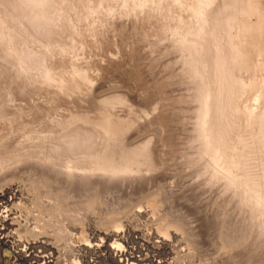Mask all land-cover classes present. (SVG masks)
I'll list each match as a JSON object with an SVG mask.
<instances>
[{
    "label": "rangeland",
    "instance_id": "obj_1",
    "mask_svg": "<svg viewBox=\"0 0 264 264\" xmlns=\"http://www.w3.org/2000/svg\"><path fill=\"white\" fill-rule=\"evenodd\" d=\"M115 5L116 13L123 14L124 7L120 3ZM145 13H139L140 16L135 18L122 15L118 18L114 15L111 18L112 29L104 33L100 48L86 47L89 45L87 41L91 40L89 31L92 28V16L77 26L83 33L81 35L87 37H84L86 41L80 43L83 46H80V35L76 36L75 30L66 29L64 33V41L66 35L75 37V41L69 37L72 42L67 39L66 43L75 46L78 40L79 45L76 46L80 47L78 50L81 52L71 50L72 47L63 53L59 52L58 42L63 40L55 36L40 43L28 40L31 50L39 53L46 51L52 74L55 72L56 78L65 77L75 85L78 82L69 78V72L84 68L88 74L86 77L95 81L93 88L83 80L78 83L81 85L80 90L73 87L78 92L66 94L59 82H40L39 85L37 80V83L28 86V78L24 76L17 79L15 85L16 71L14 73L13 69L7 68L10 64L7 63L8 59L0 57V113H8L12 108L21 110L24 112L23 117L31 120L28 130L33 133L26 136L24 131H28L21 127L15 131L19 133L14 134L16 136L8 145L0 147V264H40V252L51 254L53 264H60L63 258L66 259L65 264H264V233L259 229L262 236L257 235L258 231L255 232L259 227L258 218H252V214L249 216L250 211L242 207L243 204H236L231 209L234 198L233 194L224 192L226 179H212L211 170L205 166L204 158L200 156V146L196 144L193 129L196 104L188 93L192 92L193 85L182 83L180 68L174 66L173 60L178 59L174 54L175 49L172 53V48L168 47L164 38L158 43L162 37L161 21L157 22L156 18L143 21ZM12 25L16 27L17 23L12 22ZM157 30L160 32L158 39ZM81 47L85 48H82L84 52ZM70 51H75L76 55ZM258 88L247 92L246 105L256 104L252 97ZM12 91L16 92L10 99L9 93ZM119 95L118 100L123 97L125 101H122L123 98L119 101L125 102V105L131 102V107H124L119 102L122 106H113L115 110L111 109L110 113L126 114L124 118H130L134 123L138 121L139 125L128 119L133 124L119 136L116 148L122 145V148L130 146V149H139L145 144L144 141L153 139L152 142L149 140V145L155 149L151 148L155 154L157 151L156 155L153 151L149 152L150 149L147 151L148 142L144 150L140 148V152L145 155L149 152L147 157L151 160L145 162L142 159L148 158L143 155L141 161L146 164L151 162L152 165L142 163L147 169L141 165L143 171L139 169L136 173H130L131 176L126 174L127 178L101 174L99 178L102 179H98L97 174H93V177L81 175L80 178V172L90 162L75 161L76 152L67 148L66 134L60 129L58 121L66 120L70 112L99 113L108 107L104 99L107 101ZM94 112L92 114L96 116ZM3 120L0 117V136L7 137L5 133L8 125ZM164 123L168 126H164ZM130 129L132 131H128ZM6 137H0V140H7ZM155 157L159 166L152 162L156 161ZM83 163L84 166L88 164L86 168ZM78 165L82 171H78ZM150 165L154 170L148 168ZM65 173L70 176L65 177ZM107 217L116 220L107 224ZM49 218L57 223L59 230L69 232L68 239L78 248L74 253L68 254L56 243L53 232L48 231L51 228L44 226L42 221ZM27 226L42 233L37 236L26 234L24 229ZM92 228L97 230L95 235ZM81 230L85 233L84 238ZM107 232L113 233L114 237L108 239L105 235ZM118 243L122 245L120 248L115 247ZM162 244L169 245L165 247ZM55 245H58L60 252L55 250Z\"/></svg>",
    "mask_w": 264,
    "mask_h": 264
},
{
    "label": "bare ground",
    "instance_id": "obj_2",
    "mask_svg": "<svg viewBox=\"0 0 264 264\" xmlns=\"http://www.w3.org/2000/svg\"><path fill=\"white\" fill-rule=\"evenodd\" d=\"M116 3H120V5L124 7L123 14L119 13L118 15L116 13ZM4 10L7 11V14ZM139 13H145L146 16L142 17L143 21L155 18L157 22L161 21L162 31L159 30L161 32L160 34L157 30V39L159 38V34L160 36L162 35V37L159 39L160 41H158V43L164 38L166 43L169 44L168 47L172 48L171 51L175 49V53L173 51L172 53L176 54L175 57H178V59L173 60L175 63L172 62V64L174 63V66L177 65L178 68H180L179 71L183 77L182 83L189 82V85H191V83L193 85L191 87L192 92L190 91L188 93H190V96L192 95L190 99L192 98L191 100L196 104L194 111L195 117L193 120V129L197 141L196 144L200 146V156L204 158L205 166L207 165L211 170L212 179H215V177H223L226 179V188L224 192L226 194H233L234 198V205L231 209H234L236 204H243L242 207L245 206L247 208L246 210L250 211L248 213L249 216L252 214V218H258L257 220L259 223L258 221L257 223L259 227L255 226L258 227L255 232L258 231L259 233L260 230L264 233V0H0V57L8 59L9 61L7 60V63L12 64L13 68L10 64L7 65V68L10 70L13 69L14 71H12L14 73L16 71L15 81L13 82L15 85L17 79L20 80L22 76H24L28 78V81L26 79V81L29 82L28 86L31 83H37V80L39 85L40 82L42 84H58L59 82L60 87L66 94H71L74 91L78 92L77 89L80 90L81 88V85L78 84L79 82L86 80L88 86H92L95 83V81H90L92 78L89 77V79L86 77L88 74L85 69L76 68L69 72V78L72 77L71 79L78 82L75 83V85L68 82L65 77L62 79H59V77L56 78V73L54 72V75L52 74V67H50L48 63L49 57L46 51L39 53L33 49L31 50L27 43L28 40L40 43L55 36L58 37L59 40L61 39L65 42H58L57 50L59 52L63 53L65 52L64 50L67 48L70 50L71 47V50L76 49L81 52L78 50L79 46H76L78 40L76 39L74 43V45L76 44V48L72 45L73 43H66L68 41L67 39L72 42L71 40H73L74 36L68 35L67 37L66 35L67 39L64 41V33L65 31L67 32L66 29L75 30L77 35L73 34L72 30L70 31H72L71 33L73 35H80L79 44L86 41L85 38L87 37L84 36V38L81 35L83 33H81L82 31L80 32L77 26L82 20L85 18H87L85 20H88L92 16L90 24L92 28L89 31L91 32V40L87 41L89 44L88 46L85 44L84 46L88 47V49L92 47L100 48L103 45L104 33L112 29L111 25L113 24L111 18L114 15L119 16L118 18H120L121 15L126 18H135L140 16ZM94 15L96 16L94 17ZM12 22H15V24L17 23V26L13 27ZM10 24L12 26H10ZM157 24L160 26L159 23ZM115 29L113 30L114 37L116 33L114 32ZM137 29L139 30V28ZM69 37H72V39L70 40ZM64 44L67 45L65 46ZM68 44L70 45L69 47ZM81 45L83 46V44H80V46ZM82 48L84 47H81V49ZM84 49H82V51ZM73 52L75 54V51ZM9 69L6 70L11 73L12 71H9ZM256 73L258 74L257 77ZM178 75L179 74H177V76ZM173 86H175V84ZM258 86L260 87L258 88V92L252 97L253 102L255 101L254 103L256 104L246 105L247 101L245 95L249 90L254 87L257 88ZM25 87H27V85ZM13 92L16 91L9 93L11 96L10 99L13 96ZM107 96L109 97V95ZM120 96L121 95L116 96V98L113 99L108 98L109 100L107 101L104 99L108 107H105V109L103 106L102 108L104 109L100 110L99 113L92 111V113H97L96 116L91 112H70L66 120L58 121V124L61 125L60 129L66 134L65 144L67 148L76 152L74 154L76 156L75 161L82 160L83 162L88 160V162H90L87 168L86 166L88 164L84 166L85 162L83 163V167L86 168L84 171H82V167L78 165V171L79 169L82 171L78 177L81 175H92L93 177V174H97L98 179H102L99 178V174L125 176L126 174L130 175V173H136L139 171L140 167L142 168L143 164H146L141 161V157H143V155L147 157L150 155L149 152L155 150L152 147L153 150H151L149 145L153 139H149L151 142L149 140L144 141V145H142L143 143L140 144L144 150L148 142L149 146L147 145V151L150 149L148 155L140 152L141 147L139 149H134L132 146L133 148L130 149V146L122 148L123 146L121 145V148H116L119 136L122 135L124 131L126 132L129 125L134 123L130 118H128L130 119L129 121L133 123H129L128 119L123 117L126 114H122L121 116V114H115L114 111L110 113V110L114 109L113 106H117V104L118 107L122 105L124 107L127 105L128 107V105L132 104L129 102L130 99H127L129 104L127 103L125 105V102H122L123 100L125 101L123 97L119 99L121 100L123 98L122 101L118 100ZM122 96L125 97V95ZM119 102L123 104L121 105ZM157 110L160 111V109ZM165 110L163 112H166ZM23 113L24 112L17 108H12L8 113H0V117H3V121H6L8 125L6 129L7 132L5 133L8 139H3V141L0 140L2 141L0 147L8 145L9 141L16 136L14 134L18 132L15 131L19 128L21 129V127L28 131H24L26 136L31 135L32 130L30 132L28 129H30V124L32 122L30 119H25ZM163 116H165V113ZM169 116L170 115H168V117ZM132 118H134V116ZM139 122H141V120H139ZM137 123L138 121L134 124ZM164 124H166L164 126H168L167 123ZM137 125H139V123ZM133 127L134 126H132V128ZM131 129L128 131H132ZM21 131H23V129ZM161 131L164 130L161 129ZM49 133H51V131ZM3 136L0 137H6ZM121 137L123 138V136ZM162 140L164 139L162 138ZM123 145H125V143ZM67 152L69 153V151ZM152 159L154 160V158ZM142 160L147 162L149 158L147 160ZM157 161L158 160L152 162L156 163ZM79 162L81 163V161ZM147 164H151V162ZM157 165L159 166V164ZM71 167L73 168V166ZM143 167L147 169V166ZM208 167L206 168L208 169ZM148 168L153 169L152 166ZM207 171H209V169ZM56 173L58 172H55V174ZM74 175L73 178L75 177ZM68 176L66 175L65 177ZM132 176H134V174H132ZM127 177L125 176V178ZM80 178L79 180L81 181ZM67 179H70V177ZM83 179L85 180L87 178ZM111 215L113 214L109 216ZM115 220L116 219L113 217H107L106 223H114ZM42 221L44 222V226L51 228L48 231L53 232L56 243H59L68 254H72L78 249L71 243L70 239H68V235L70 236L69 232L62 229L59 230L54 220L49 218L47 220L42 219ZM91 231H93L92 233H94V235L97 233V230L94 228H92ZM24 233L37 236L42 232L41 230L38 231L35 228L27 226L24 229ZM261 234L259 233L257 235ZM105 235L108 239L114 237V234L111 232H107ZM81 236L82 238L85 237L83 230H81ZM162 245L166 247L169 244ZM121 246L122 245L119 243L115 245L116 248H120ZM54 247L55 250H60L58 245ZM38 257L40 259V264L54 263V258L49 253L40 252ZM64 259L65 258L60 261V264H65L64 261H66V259Z\"/></svg>",
    "mask_w": 264,
    "mask_h": 264
}]
</instances>
